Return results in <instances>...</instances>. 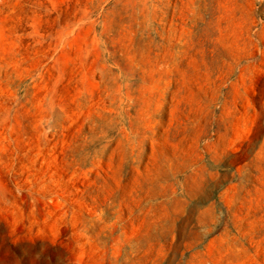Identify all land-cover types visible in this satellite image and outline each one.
Returning a JSON list of instances; mask_svg holds the SVG:
<instances>
[{
	"label": "rangeland",
	"instance_id": "1",
	"mask_svg": "<svg viewBox=\"0 0 264 264\" xmlns=\"http://www.w3.org/2000/svg\"><path fill=\"white\" fill-rule=\"evenodd\" d=\"M0 264H264V0H0Z\"/></svg>",
	"mask_w": 264,
	"mask_h": 264
}]
</instances>
